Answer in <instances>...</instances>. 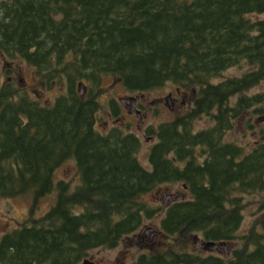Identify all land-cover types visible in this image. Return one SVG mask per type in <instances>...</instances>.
<instances>
[{
    "label": "trees",
    "instance_id": "trees-1",
    "mask_svg": "<svg viewBox=\"0 0 264 264\" xmlns=\"http://www.w3.org/2000/svg\"><path fill=\"white\" fill-rule=\"evenodd\" d=\"M253 13H264V0H0V54L25 59L43 84L61 88L44 102L0 70V195H30L32 213L57 190L41 217L0 236V264H77L154 215L171 243L151 246L130 264H264L260 217L238 233L244 201L237 192L264 189V141L243 154L224 138L245 108L264 110V87L249 92L264 86V17ZM244 61L250 67L242 74L221 78ZM106 75L131 91L169 81L196 91L188 113L148 129L157 136L150 167L138 156L136 133L95 127ZM202 113L215 123L193 131L191 121ZM70 157L80 174L74 188L55 181ZM179 181L189 195L165 209L144 199ZM200 232L242 244L230 255H204L177 239Z\"/></svg>",
    "mask_w": 264,
    "mask_h": 264
},
{
    "label": "rangeland",
    "instance_id": "rangeland-1",
    "mask_svg": "<svg viewBox=\"0 0 264 264\" xmlns=\"http://www.w3.org/2000/svg\"><path fill=\"white\" fill-rule=\"evenodd\" d=\"M252 15L254 17H264V13H253ZM249 67L250 66L247 63L234 65L224 70L221 78L240 75ZM0 70L2 71L4 79L14 80L15 86L20 87L21 90L27 91L34 97L41 98L44 102H51L61 90V88L56 84L50 87L43 84L41 78L36 75L34 67L25 59H8L0 54ZM176 86L177 85L175 83L169 81L164 85L151 89L131 91L128 90L124 84L113 75H106L102 81L103 91H101L98 96L99 103H101L100 109L97 112L99 125L104 126L106 120H111L108 114L111 104H113L115 108L118 105L121 109L119 110V117L123 116L125 121V123L119 122V126H122L123 131L128 132L129 130H132L140 137L142 145L138 151V156L145 165L150 167L149 151L155 140H157V136L155 134H149L148 129L151 127H157L159 124L166 122V120L173 119L176 115H180L186 111V109L179 108V106L169 108L163 102L161 105L152 106L149 102H147L148 105H146L143 110L142 117H139L137 113H130L128 109L123 106V102L121 100L125 98V101L129 104L131 103L132 98H128L129 95L141 93L147 94V98H151L153 95H159L162 96L164 100L166 99L167 92L175 89ZM263 87L264 86L262 85L255 86L249 92L254 93L260 91ZM80 90L81 92H86L87 88L84 84H82L80 86ZM188 92L191 94L193 93V90H188ZM159 96H156V98ZM115 117L116 116H114V118ZM191 123L194 124L196 129L198 127H207L210 125L211 121L208 120L204 114V116L201 115L194 117ZM262 138H264V112H254L252 110H247L241 117L237 118L233 129L229 130L225 135L226 140L238 141L239 143L244 144L246 150H249L254 142ZM196 152L201 153V149L197 147ZM60 179L69 180L72 185L71 188H74V186L80 182V174L78 172L77 163L73 157L67 158L57 167L55 171V181ZM173 192H184L185 196L189 195V193L184 190L182 181L166 182L157 186L150 193L145 194L144 199L150 201L156 206H161L162 204L167 203V200L170 202L168 195ZM242 194L244 201V215L243 221L238 229L239 234L249 231L255 223L256 218L260 217V220L264 218V189H252L243 192ZM56 196V189L45 194L39 200L38 206L31 213L32 198L30 195H19L13 197L0 195V236L8 230L25 223L26 221L28 222L30 219H38L41 217L55 202ZM160 218L161 215H154L152 218H148L145 221L144 231L141 234L142 238L140 237V240L135 237L133 239V234H130L128 236L130 238L127 236L124 237L119 246L95 247L90 250L88 256L91 260L97 261L98 264H130L141 252L147 251V247L153 246V241H155L157 243L155 244L159 246H163L165 244L164 241L166 240L168 241L167 244H170L172 237L163 235V232L159 227ZM260 225L262 226V224ZM149 226H153V231H151L152 233L146 234V229ZM136 233H141L140 229L136 231ZM201 237L202 234L200 232L193 233L188 238L178 236L177 239L180 238V240H182L181 243L185 247L193 249L194 251L200 252L204 255L210 254L211 252L227 255L223 244L222 250L211 248ZM225 243L229 246V253H231L234 247L242 244V241L240 239H234L233 241ZM155 244L154 246H156ZM86 264L94 263L86 262Z\"/></svg>",
    "mask_w": 264,
    "mask_h": 264
},
{
    "label": "flooded vegetation",
    "instance_id": "flooded-vegetation-1",
    "mask_svg": "<svg viewBox=\"0 0 264 264\" xmlns=\"http://www.w3.org/2000/svg\"><path fill=\"white\" fill-rule=\"evenodd\" d=\"M195 93H196V91L195 90H193V93H189L188 92V90H185V89H182L181 87H179V86H176L175 87V89H173V90H169L168 92H167V94H166V99H164L163 100V97L162 96H159V95H153V97H151V98H147V94H145V93H141V94H136V95H133V94H131V95H129L128 96V98L129 97H136V105H137V107L139 108V110H140V112H141V114L143 113V110L145 109V107H146V105H148L147 104V102H149L152 106H157V105H161V103L163 102L164 104H166L169 108H174L175 106H179V108H185L186 109V111H184L182 114H180V115H183V114H186V113H188L190 110H191V108L193 107V103H194V96H195ZM156 96H159L158 98H156ZM239 97V93L238 94H235V95H233V97H232V99H231V103L232 104H235V102H236V100H237V98ZM233 98H234V100H233ZM123 106L126 108V109H128V111L130 112V113H137L135 110H133V109H131L129 106H128V104H127V102L125 101V98H123ZM116 103V102H115ZM101 104V103H100ZM232 107H234V106H232ZM99 109H100V107H99ZM99 109H98V111H99ZM119 110H121L120 108H119V106L117 105V107L115 108L114 107V105L113 104H111V107L109 108V110H108V114H109V117L111 118V120H106L105 121V123H104V126H100L99 125V120H98V118H97V113H96V122H95V127H96V129L98 130V131H100L101 133H107L108 131H110L112 128H121L122 129V126H119V122H122V123H125V121H124V119H123V116H121V117H119ZM216 110V109H215ZM247 110H251V107H248V108H245L244 109V111H243V113L242 114H240V115H238L237 117L236 116H234L233 118H232V126L230 127V129L229 130H231V129H233V127L235 126V121H236V119L237 118H239V117H241ZM97 111V112H98ZM262 112H264V110L262 111ZM204 114H205V116L208 118V120H210L211 121V123H210V125H208L207 127H198V128H196L195 129V127H194V124L193 123H191L192 125V129H193V131H202V130H204V129H208L209 127H211V126H213V124L215 123V118L212 116V115H210V114H208V113H202L201 115L202 116H204ZM118 115V116H117ZM144 115V114H143ZM200 115V116H201ZM114 116H116L115 118H114ZM177 116H179V115H176L173 119H170V120H166V122H169V121H172V120H174V119H176L177 118ZM113 118V119H112ZM128 126H129V124H128ZM229 130H227V132L229 131ZM129 132H134V131H132V130H129ZM227 132L225 133V135L227 134ZM225 135H224V138H225ZM155 137V136H154ZM156 138V137H155ZM157 139V138H156ZM226 140V139H225ZM227 141H230V142H235V143H237L238 145H240L241 147H242V153L243 154H246L247 152H249L253 147H254V145L255 144H257V143H259L260 141H264V138H262V139H258V141H256V142H254L253 144H252V146H251V148L249 149V150H246L245 149V145L244 144H242V143H239L238 141H232V140H227ZM155 142H156V140H155ZM154 142V143H155ZM153 143V144H154ZM152 147V146H151ZM199 148L201 149V153L200 152H197V154L199 155V158L203 161L204 160V158H205V156H206V153L204 152V151H202V149H204V146H203V143H201V144H199ZM183 162H185V161H183ZM184 164V163H183ZM184 187V186H183ZM156 188V187H155ZM154 188V189H155ZM185 189H187L186 187L184 188V190ZM246 191H248V190H241V189H237V192H246ZM259 218V217H258ZM258 218H256V220L258 219ZM255 220V221H256ZM261 224H262V226L260 227V229H261V232H262V244L264 245V218H262L261 219ZM152 227L153 226H149L147 229H146V234H149V233H152L151 231H153V229H152ZM142 228H143V230H142ZM161 230V229H160ZM143 231H144V225L143 226H141V228H140V232L141 233H139V234H135V235H133V239H134V237L135 238H137V239H139L140 240V237L142 238V233H143ZM162 231V230H161ZM163 235L164 236H169V235H167V234H164L163 233ZM128 237V236H127ZM128 238H130V237H128ZM204 241H205V238L202 236L201 237ZM123 240V239H122ZM121 240V241H122ZM121 241H120V243H121ZM220 243L221 242H223V243H221L220 244V246L221 247H216L218 250H222V244L225 246V250H226V252H227V255H230V254H232V251H233V249L235 248H233L232 249V251H231V253H229V246L227 245V243H225V242H229V241H219ZM119 242L115 245V246H113V247H117V246H119V244H120ZM156 242L155 241H153V243H152V245L154 246V244H155ZM164 243L165 244H167L168 243V241L166 240V241H164ZM157 244V243H156ZM155 244V245H156ZM254 245H251V247H253ZM99 247V246H98ZM95 248V247H94ZM93 249V248H92ZM150 250V247H147V250ZM91 250V249H90ZM90 250H89V252H90ZM89 252L87 253V255H85L83 258H82V260L80 261V262H78L77 264H80V263H82L83 261H86L87 263H94V264H98L97 263V261H94V260H91L90 259V257L88 256L89 255ZM211 253H213V254H219V253H214V252H211ZM223 255V254H222ZM46 264V263H45Z\"/></svg>",
    "mask_w": 264,
    "mask_h": 264
},
{
    "label": "water",
    "instance_id": "water-1",
    "mask_svg": "<svg viewBox=\"0 0 264 264\" xmlns=\"http://www.w3.org/2000/svg\"><path fill=\"white\" fill-rule=\"evenodd\" d=\"M81 85H82V82L80 83V86H81ZM135 100H136V98H135V97H132V98H131V103H129L128 105H129V107H131V108L137 110L139 116L141 117L142 115H141L140 111L136 108ZM168 197H169L171 200L174 199V198H176V199H182V198H184V194H183V193L174 192V193L169 194ZM165 198H166V197H165ZM164 205L166 206L167 203H164ZM206 244H207L208 246H210L211 248H216V247L219 248V247H221V246H220V243H218V242L215 241V240H208V241H206ZM81 264H86V261L82 262Z\"/></svg>",
    "mask_w": 264,
    "mask_h": 264
}]
</instances>
